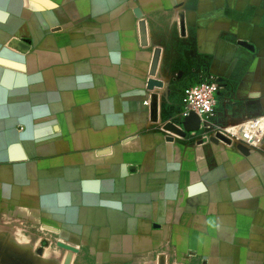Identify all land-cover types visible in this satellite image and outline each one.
I'll return each mask as SVG.
<instances>
[{
    "label": "crops",
    "instance_id": "1",
    "mask_svg": "<svg viewBox=\"0 0 264 264\" xmlns=\"http://www.w3.org/2000/svg\"><path fill=\"white\" fill-rule=\"evenodd\" d=\"M208 76L264 120V0H0V264H264V139L165 127Z\"/></svg>",
    "mask_w": 264,
    "mask_h": 264
},
{
    "label": "built area",
    "instance_id": "2",
    "mask_svg": "<svg viewBox=\"0 0 264 264\" xmlns=\"http://www.w3.org/2000/svg\"><path fill=\"white\" fill-rule=\"evenodd\" d=\"M221 88L219 80L213 76L187 87L183 92L180 111L170 122L180 130L181 121L192 112L199 119V130L189 134L194 137L197 145L218 140V137L222 136L229 147L242 145L249 151L258 149L264 139V120L252 118L230 130L219 128L212 123L217 103L216 95ZM144 105L148 106V102L145 101Z\"/></svg>",
    "mask_w": 264,
    "mask_h": 264
},
{
    "label": "water",
    "instance_id": "3",
    "mask_svg": "<svg viewBox=\"0 0 264 264\" xmlns=\"http://www.w3.org/2000/svg\"><path fill=\"white\" fill-rule=\"evenodd\" d=\"M136 14H137V12H136ZM14 43H17V42H14ZM159 85L160 84L158 82H150L149 83L150 87L159 86ZM152 107H154V106H152ZM152 109H155V108H152ZM153 112H154V110H153ZM180 126H181V129L179 130L170 121H168L165 125L167 130L174 131L176 135L183 137V135H185V134H189L191 132H198V130H199V119L194 113L189 112L188 115L181 121ZM218 140H222V141L226 142L225 138L222 136H219ZM213 141H217V140H213ZM236 148H237V150H239L243 154L248 153V150L242 145H237ZM57 245L60 248L65 249L68 252H70V254L76 252V250L70 246H67V245H64L61 243H59ZM70 254L66 257L63 264H70Z\"/></svg>",
    "mask_w": 264,
    "mask_h": 264
},
{
    "label": "rangeland",
    "instance_id": "4",
    "mask_svg": "<svg viewBox=\"0 0 264 264\" xmlns=\"http://www.w3.org/2000/svg\"><path fill=\"white\" fill-rule=\"evenodd\" d=\"M163 261V260H162ZM155 264H158L157 262Z\"/></svg>",
    "mask_w": 264,
    "mask_h": 264
}]
</instances>
